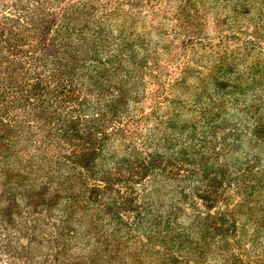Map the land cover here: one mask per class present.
<instances>
[{"label":"rangeland","instance_id":"rangeland-1","mask_svg":"<svg viewBox=\"0 0 264 264\" xmlns=\"http://www.w3.org/2000/svg\"><path fill=\"white\" fill-rule=\"evenodd\" d=\"M88 4L111 46L128 35L142 62L125 67L135 115L110 150L131 157L143 142L167 139L163 161L173 164L125 197L118 184L90 194L81 171L62 167L73 187L49 214L37 206L35 246L17 264H264V0ZM45 178L26 180L38 190ZM22 211L13 209L6 233L24 244Z\"/></svg>","mask_w":264,"mask_h":264},{"label":"trees","instance_id":"trees-1","mask_svg":"<svg viewBox=\"0 0 264 264\" xmlns=\"http://www.w3.org/2000/svg\"><path fill=\"white\" fill-rule=\"evenodd\" d=\"M88 1L0 0V264L27 263L37 235L33 212L45 205V213L54 211L52 204L73 187L62 167L81 171L90 194L118 184L125 197L127 188L173 164L163 161L167 139L145 141L131 157L115 159L110 150L135 115L128 104L134 75L125 67L138 71L142 62L137 63L128 35L121 32L123 40L111 46L114 38L103 24L87 18L93 8ZM130 85L136 88L137 78ZM33 173L47 179L38 190L27 184ZM47 185L52 188L44 200ZM34 195L40 202L29 204ZM26 198L20 206L19 199ZM17 207L30 235L24 244L6 233L15 225Z\"/></svg>","mask_w":264,"mask_h":264}]
</instances>
